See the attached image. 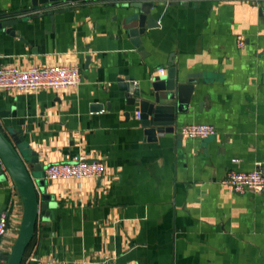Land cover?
Masks as SVG:
<instances>
[{
  "label": "crops",
  "instance_id": "0c3cea01",
  "mask_svg": "<svg viewBox=\"0 0 264 264\" xmlns=\"http://www.w3.org/2000/svg\"><path fill=\"white\" fill-rule=\"evenodd\" d=\"M135 1L0 0V13L20 19L14 34L0 28V66L77 65L82 75L77 86L0 89V130L36 151L43 170L80 154L105 166L97 179L46 183L49 207L21 264H264V190L235 193L222 182L229 170L264 162V0H151L156 24L141 48L124 29ZM170 67L180 81L196 73L194 87L176 132L153 139L121 79L147 90ZM199 123L215 133L177 132ZM2 210L10 252L22 203L7 178Z\"/></svg>",
  "mask_w": 264,
  "mask_h": 264
},
{
  "label": "water",
  "instance_id": "95a60500",
  "mask_svg": "<svg viewBox=\"0 0 264 264\" xmlns=\"http://www.w3.org/2000/svg\"><path fill=\"white\" fill-rule=\"evenodd\" d=\"M65 1L74 0H32V4L46 8ZM128 6L133 12L124 21L126 36L132 45L141 48L140 36L145 33L146 28L156 24L150 13L154 2L138 0ZM52 12L49 11V14ZM18 21L20 19L0 13V28H5L10 34H14L13 25ZM194 77L196 73L188 74L184 81H180L175 67H170L165 76L154 77L147 90L140 88L131 78L121 79L120 90L123 91L125 103L135 106L145 135L156 139L166 133L176 132V117L188 109L189 92L194 87ZM11 138L12 141L0 130V180L6 179L1 170L2 164L21 199L22 215L6 264H21L24 251L34 233L38 213H46L49 207L51 197L46 193V183L50 181L46 182L40 175L43 167L38 153L22 145L21 139L14 133H11Z\"/></svg>",
  "mask_w": 264,
  "mask_h": 264
},
{
  "label": "built area",
  "instance_id": "2783aa9c",
  "mask_svg": "<svg viewBox=\"0 0 264 264\" xmlns=\"http://www.w3.org/2000/svg\"><path fill=\"white\" fill-rule=\"evenodd\" d=\"M165 2H182L187 0H164ZM238 47H242L244 39L236 37ZM163 73L164 69L157 70ZM82 79L81 71L77 65H32L22 69L16 66H0V89L8 91H27L39 89H55L67 86H77ZM134 82V81H133ZM135 83V82H134ZM137 118L139 114L137 112ZM211 124H185L177 128V132L191 139H205L215 133ZM1 170L13 186V193L17 194L15 185L1 164ZM105 170L104 162L100 159H89L78 155L71 161L50 162L43 170V177L49 181H63L70 179H97ZM223 183L229 185L235 193L246 191L261 192L264 190V162L257 163L250 171L229 170ZM9 217L7 210L0 212V264H6L9 252L2 247L3 237L7 234ZM71 264H117L106 259L99 262H76Z\"/></svg>",
  "mask_w": 264,
  "mask_h": 264
}]
</instances>
